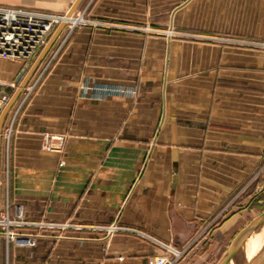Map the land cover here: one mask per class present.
<instances>
[{
  "label": "crops",
  "instance_id": "0c3cea01",
  "mask_svg": "<svg viewBox=\"0 0 264 264\" xmlns=\"http://www.w3.org/2000/svg\"><path fill=\"white\" fill-rule=\"evenodd\" d=\"M0 6L89 21L60 32L5 117L0 217L35 244L0 237V264H148L168 244L198 262L209 221L230 205L227 235L251 209L234 202L264 160V0ZM38 57L0 58V115ZM95 84L137 93L84 96Z\"/></svg>",
  "mask_w": 264,
  "mask_h": 264
},
{
  "label": "built area",
  "instance_id": "2783aa9c",
  "mask_svg": "<svg viewBox=\"0 0 264 264\" xmlns=\"http://www.w3.org/2000/svg\"><path fill=\"white\" fill-rule=\"evenodd\" d=\"M70 11L64 14H53L25 8L0 6V58L30 60L45 48L53 34L62 24L73 30L89 23L81 13L74 12L70 15ZM166 34L167 37L173 38L177 35V32L171 29ZM136 93V89L124 87L96 84L83 87L84 96L90 94L94 100H99L110 95H135ZM4 101H7V97L3 98L2 102ZM44 137L46 139L44 148L47 150L54 149L49 143L50 141H59L61 147H63L65 142V138L61 136H52L46 133ZM229 208L230 205L226 206L218 215L211 219L202 233L224 219L229 213ZM22 224V221L17 222L11 219L9 215L0 217V237L6 239L8 242L14 241L33 246L35 244L34 239L16 232L15 227ZM118 230L117 225L113 224L108 228V235L112 237ZM202 233L197 235V239ZM163 247V253L150 257L148 264H179L188 251V248L180 249L172 244L163 245Z\"/></svg>",
  "mask_w": 264,
  "mask_h": 264
},
{
  "label": "rangeland",
  "instance_id": "374dc122",
  "mask_svg": "<svg viewBox=\"0 0 264 264\" xmlns=\"http://www.w3.org/2000/svg\"><path fill=\"white\" fill-rule=\"evenodd\" d=\"M66 27L67 26H65L64 28ZM38 55L36 57H38ZM36 57L30 61L34 63ZM7 101L3 102V106L6 104ZM262 183H264V160L262 165H260L258 169L254 171L248 183L247 188L243 189L244 191L243 190L241 191V194L236 197L234 202V207H236V204L245 200L244 199L245 197L247 198L250 195H253L252 196L253 198L251 200L252 201L250 207L251 209L246 211L244 217L240 219L239 223L227 235L222 236L219 234H214L216 228H218L222 224V221L225 218L222 219L218 224L214 225L211 229L204 231L198 239L203 240L207 238L208 240L206 241H209L210 244L207 249L205 250L201 249L200 251H198L199 256H201V259H198V262L189 261L190 264H218L220 262L224 253L231 246V244L238 236V234L245 227H247L255 218H257L259 215H261L264 212V185L262 186ZM228 214H230V212ZM231 214H233L232 210H231ZM185 257L186 256H184V258L180 261L179 264H181L186 259ZM236 261L239 264H242L243 261L242 252H240L236 256Z\"/></svg>",
  "mask_w": 264,
  "mask_h": 264
},
{
  "label": "water",
  "instance_id": "95a60500",
  "mask_svg": "<svg viewBox=\"0 0 264 264\" xmlns=\"http://www.w3.org/2000/svg\"><path fill=\"white\" fill-rule=\"evenodd\" d=\"M76 11L75 8H72L70 11V15H72ZM65 24H62L56 32L53 34L51 37L50 41L48 44L45 46V48L42 50L40 53L33 69L30 71L29 76L27 79L22 83V85L17 89L15 94L12 96L10 99L8 105L0 115V143H1V137H2V128H3V123L5 120V117L7 116L10 108L20 95L21 91L23 90L26 82L30 78V76L36 71V69L39 67V65L42 63L43 59L46 57L47 53L49 52L51 46L53 45L54 41L60 34V32L64 29ZM264 222V212L259 215L257 218H255L247 227H245L235 238L231 246L227 249V251L224 253L223 257L221 258L220 262L218 264H228L239 252L240 248L242 247L243 243L245 240L249 237V235L255 231L262 223ZM254 264H264V253L255 261Z\"/></svg>",
  "mask_w": 264,
  "mask_h": 264
},
{
  "label": "bare ground",
  "instance_id": "6f19581e",
  "mask_svg": "<svg viewBox=\"0 0 264 264\" xmlns=\"http://www.w3.org/2000/svg\"><path fill=\"white\" fill-rule=\"evenodd\" d=\"M240 252L243 253L242 264H254L264 253V222L249 235L237 255ZM236 256L228 264H239Z\"/></svg>",
  "mask_w": 264,
  "mask_h": 264
}]
</instances>
